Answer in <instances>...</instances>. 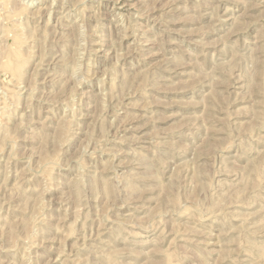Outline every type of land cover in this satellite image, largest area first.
<instances>
[{
  "label": "rangeland",
  "instance_id": "374dc122",
  "mask_svg": "<svg viewBox=\"0 0 264 264\" xmlns=\"http://www.w3.org/2000/svg\"><path fill=\"white\" fill-rule=\"evenodd\" d=\"M263 245L264 0H0V264Z\"/></svg>",
  "mask_w": 264,
  "mask_h": 264
},
{
  "label": "bare ground",
  "instance_id": "6f19581e",
  "mask_svg": "<svg viewBox=\"0 0 264 264\" xmlns=\"http://www.w3.org/2000/svg\"><path fill=\"white\" fill-rule=\"evenodd\" d=\"M23 28V27H22ZM22 31H24L23 29H22ZM75 51V50H74ZM12 53V52H11ZM9 58V57H8ZM259 58V57H258ZM254 62H255V60H254ZM75 68H77V67H75ZM64 76V75H63ZM65 80V79H64ZM65 128V127H64ZM61 132V131H60ZM57 137H59V136H57ZM61 137V136H60ZM132 172V171H131ZM136 174V173H135ZM132 175V174H131ZM33 219V218H32ZM14 232V231H13ZM248 239V238H247ZM253 241V240H252ZM264 246V245H263ZM92 247V246H91ZM100 248V247H99ZM260 253V252H259ZM80 258V257H79ZM75 262V261H74ZM116 264V263H115Z\"/></svg>",
  "mask_w": 264,
  "mask_h": 264
}]
</instances>
